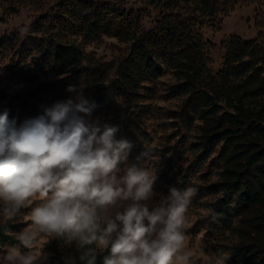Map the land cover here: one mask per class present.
I'll use <instances>...</instances> for the list:
<instances>
[{
  "label": "trees",
  "instance_id": "obj_1",
  "mask_svg": "<svg viewBox=\"0 0 264 264\" xmlns=\"http://www.w3.org/2000/svg\"><path fill=\"white\" fill-rule=\"evenodd\" d=\"M239 1L160 0L163 16L155 28L144 32L142 18L133 12L92 0H62L60 12L47 29L38 30L39 36L27 40L6 38L1 47L18 57L17 76L25 81L39 77L38 72L22 67L33 59L42 73L64 76L59 88L65 99L75 95L68 91L69 86L77 90L83 87L85 96L95 102L92 116L107 112L116 98L121 99L127 111L137 110L140 116L152 113V106L146 104L148 100L183 98L181 110L173 112L172 118L185 127L191 128L198 119L219 117L228 127L204 135L200 159L205 162L217 156L210 166L223 167V179L211 191L222 193L216 205L218 211L225 217H233L247 213L260 200V180L243 168L263 162L264 148L250 144L244 151L239 149L246 146V137L264 138V125L249 108L252 100L264 94V33L255 40L238 36L226 40L222 44L223 66L213 74L208 68V42L202 27L206 21L230 15ZM102 37L115 38L130 46L128 57L118 66L115 81L101 77L86 63L84 45ZM167 75L174 82L162 91L159 85ZM51 90L56 88L51 86ZM9 114L15 116L14 111ZM109 116L101 122L118 126V137L133 144L131 135L125 133L131 124ZM133 148L134 145L129 158L135 159ZM244 157L242 164L239 161ZM259 219L264 221V215ZM16 228L10 223H0V243L23 247L13 235ZM90 247L95 248V244ZM52 252L53 264H87L79 260L80 253L76 260L68 261L57 248ZM246 253L244 248L237 249L232 264L243 260ZM105 255L107 252L97 254L95 264H102ZM253 260V264H264L257 256Z\"/></svg>",
  "mask_w": 264,
  "mask_h": 264
},
{
  "label": "clouds",
  "instance_id": "obj_2",
  "mask_svg": "<svg viewBox=\"0 0 264 264\" xmlns=\"http://www.w3.org/2000/svg\"><path fill=\"white\" fill-rule=\"evenodd\" d=\"M68 91L75 95L41 105L35 116L20 119L0 110L3 222L31 208L19 243L30 249L41 235H66L87 264H95L97 249L107 252L102 264H191L182 248L198 189L170 187L155 206L143 203L158 179L138 163L153 158L151 150L129 163L132 142L118 137V126L92 116L95 102L83 87ZM36 258L15 246L4 256L7 264H34Z\"/></svg>",
  "mask_w": 264,
  "mask_h": 264
},
{
  "label": "rangeland",
  "instance_id": "obj_3",
  "mask_svg": "<svg viewBox=\"0 0 264 264\" xmlns=\"http://www.w3.org/2000/svg\"><path fill=\"white\" fill-rule=\"evenodd\" d=\"M62 0H0V110L7 108L14 111L15 116H35L41 105H49L57 100H64L60 94V84L64 76L42 73L33 59L22 64V67L39 73L33 81H25L17 74L19 59L12 51H4L1 47L6 38L17 37L27 40L37 37L38 30L47 29L53 17L60 12ZM95 3L111 4L126 11L133 12L142 18V30L148 32L155 28L163 16V3L160 0H92ZM208 40L207 63L213 74H217L222 66L225 48L222 44L231 37L238 36L244 40H255L264 33V0H240L235 10L228 16L220 15L217 21H206L202 27ZM86 63L101 77L115 81L120 63L130 53V46L115 38L102 37L84 45ZM174 82L172 76L161 79L159 88L166 91ZM51 86L56 91L51 90ZM85 94V90H84ZM74 96V95H73ZM152 113L140 116L137 110L127 111L120 98L109 106L106 115L129 122L131 127L123 130L131 135L134 155L137 157L145 149L151 150L153 158L142 159L138 163L157 172L158 179L154 184V195L146 202L151 208L161 196H167L170 187L181 191L188 187H196L197 195L192 198L187 212L188 226L182 253L191 258V264H232L237 249L244 248L246 257L236 264H253V257L264 261V161L254 167L243 169L260 180V200L247 213L225 217L216 205L221 194H213L214 184L222 181L223 167L214 168L210 162L217 156L201 162L200 155L205 141L204 135L218 133L228 125L222 124L219 117L209 120H196L191 128L185 127L180 120H174L173 112L181 110L184 99L148 100ZM249 108L259 115L264 125V94L250 102ZM254 120H256L254 118ZM124 127V125H123ZM244 151L250 144L264 148L263 137H246ZM250 149H253L250 147ZM137 162L129 158V163ZM240 163L245 164V157ZM123 168V165H121ZM122 174V173H121ZM255 181V179L253 178ZM34 201L32 207L37 206ZM122 210V209H121ZM31 208H22L13 221H8L17 228L15 237L26 226L25 218ZM0 223L6 224L0 211ZM12 245L0 243V264H7L4 256ZM17 247L22 254H32L37 258L34 264H53V248H57L64 259L76 260L79 252L67 236H43L37 238L33 247L26 249ZM96 248V245H95ZM97 249V254H101Z\"/></svg>",
  "mask_w": 264,
  "mask_h": 264
},
{
  "label": "water",
  "instance_id": "obj_4",
  "mask_svg": "<svg viewBox=\"0 0 264 264\" xmlns=\"http://www.w3.org/2000/svg\"><path fill=\"white\" fill-rule=\"evenodd\" d=\"M209 39H207V42H208Z\"/></svg>",
  "mask_w": 264,
  "mask_h": 264
}]
</instances>
